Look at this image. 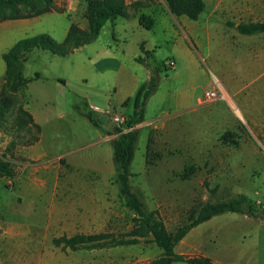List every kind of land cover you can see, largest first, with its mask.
<instances>
[{"label":"rangeland","instance_id":"rangeland-1","mask_svg":"<svg viewBox=\"0 0 264 264\" xmlns=\"http://www.w3.org/2000/svg\"><path fill=\"white\" fill-rule=\"evenodd\" d=\"M133 1L126 0L127 4ZM252 1L255 0H203L199 24H211L212 56H216L218 63H227V66H216L215 69L223 70L234 92L233 95L228 93L232 105L219 102L220 123L216 130L209 129L210 101H206L200 105L196 116L199 119L198 125L195 124L198 127L195 132L199 137L198 146L194 149L186 146L159 151L151 149L159 156L149 155L146 161L149 120L158 110L159 95L153 93L146 101L145 123L138 129L129 184L133 191H140L148 211H159L169 232L188 223L209 199L203 182H207L209 188L217 187L211 201L226 200L242 193L264 204V34L239 37L226 25L228 22L264 20V0H258L263 4L262 11L254 13L247 9L244 18H236L231 13L230 7ZM141 2V11L154 14L153 28L142 32L155 47L152 58L164 79L172 72V68L165 66L172 45L166 41V24L170 26L171 22L169 17L160 14L167 7L163 0ZM55 3L64 10L63 13L50 12L28 19L0 22V90L4 82V57L16 42L39 34H47L56 42H62L71 23L86 28L83 18L85 0H55ZM243 9L236 10L241 12ZM127 10L137 14L140 9ZM207 17L210 18L207 20ZM116 22L119 31H113L107 21L96 40L66 56L35 49L21 57L20 73L28 82L39 74L46 84L58 83L54 94L59 120L54 127L46 128L42 143L34 149L44 153V157L28 158L26 149L35 143L39 131L29 124L16 123L17 107L26 97L32 98L36 92L35 85L31 83L27 89L8 95L10 106L0 125V159L11 163L12 172L7 176L0 175V264H149L161 254V249L149 241L77 251L62 249L52 242L55 238L74 234L107 232L124 235L133 224V212L118 196L111 142L86 146L88 139H96L94 127L80 118L82 124L91 128L92 132L88 134L84 126L76 120L72 122L70 116L76 113L77 106L83 107L79 98L81 94L95 91L88 88L82 77L93 80L92 74L97 72L95 69L90 71L93 64L88 59L97 61L95 54L102 47L115 50L125 71L128 72L133 64L131 55L136 51L134 42L139 39L138 33L121 31L120 24H127L126 20L118 18ZM119 33L125 38L122 39ZM217 37L218 43L215 42ZM187 45L195 52L199 68L207 75V82L200 90L203 97L204 92L214 86L215 76L222 81L223 77L201 61L206 45L198 43L195 47L190 42ZM179 61L175 68L181 71L183 60ZM151 71L153 69L150 68ZM115 84L116 93L110 87V93H99L101 99H110L116 114H129L132 106L122 107L120 104L128 90L122 80ZM169 84L166 81L163 92ZM94 85L98 87L101 84L96 82ZM43 104L33 97L30 107L40 110ZM45 105L48 106L47 103ZM98 114L94 113L96 119L100 117L102 128L99 130L106 133L115 123ZM58 155L65 157L55 158ZM190 166L195 167L196 172L187 180L181 179L183 169ZM236 216V213H225L212 217L210 222L201 223L186 234L174 252H181L179 255L184 256L203 253L222 261L226 258L233 264H264V224L258 229L257 225L239 228L227 221ZM149 239L148 236L145 240Z\"/></svg>","mask_w":264,"mask_h":264},{"label":"trees","instance_id":"trees-1","mask_svg":"<svg viewBox=\"0 0 264 264\" xmlns=\"http://www.w3.org/2000/svg\"><path fill=\"white\" fill-rule=\"evenodd\" d=\"M167 10L174 16H184L191 21L198 19L204 9L203 0H163ZM139 10L137 13L138 24L146 30H150L154 25V18L141 11L143 2L135 0L127 4L126 0H85L83 18L86 21V28L82 29L71 23L66 36L62 42H56L47 34H39L25 38L16 42L6 53L4 82L0 90V125L5 120V114L10 104L8 95L24 90L28 79L20 73L21 57L26 52L32 50L48 51L53 55L66 56L73 50L94 41L107 21L113 22L117 17L128 18L130 14L127 9ZM63 13L62 8L56 6L55 0H0V22L10 20L28 19L40 16L45 13ZM229 27L241 35H256L264 33V21H249L246 23L228 22ZM143 57H136L135 61L149 67V52L140 45ZM151 68V67H150ZM152 69V68H151ZM35 74L34 78H39ZM159 79L152 74L146 83L138 86L134 95L126 100L132 106L131 114L126 116L124 127H114L111 161L115 173V181L118 184V196L122 199L125 207L133 212L132 227L124 235H115L107 232L93 234H74L72 236H61L53 239L55 246L62 249L77 251L81 249H104L119 246L137 245L144 242L154 243L161 249V254L152 259L149 264H213L211 259L202 255L184 256L174 252L175 246L194 227L210 220L212 217L225 213H236L247 216L255 220L264 221V204L252 200L245 194L235 196L221 201H211L217 191V187L209 188L207 182L203 185L209 193V199L205 201L194 217L189 222L177 227L173 232H169L159 214L158 210L148 211L140 191H133L129 184L132 176L130 166L134 157L136 142L138 138L137 125L144 120V107L147 99L155 92ZM94 126L97 123L92 119L90 112L82 114ZM16 123H26L39 127L33 122L31 115L23 109L22 105L17 107ZM124 129V130H123ZM229 135V134H228ZM150 138L146 145L145 158L147 156L157 158V153L150 151ZM12 172V165L7 160L0 159V175L7 176ZM196 172L193 166L185 167L180 174L181 179L187 180ZM149 240H145L147 237Z\"/></svg>","mask_w":264,"mask_h":264},{"label":"crops","instance_id":"crops-1","mask_svg":"<svg viewBox=\"0 0 264 264\" xmlns=\"http://www.w3.org/2000/svg\"><path fill=\"white\" fill-rule=\"evenodd\" d=\"M241 7H243L244 9L241 10V12H238V10L236 9H240ZM262 8H263L262 2L255 0L249 2L248 4L236 5L234 6V8L230 7L231 9L230 11L234 17L244 18L247 9H249V11L251 12L256 13V11H262L263 10ZM160 14L169 17L171 22L170 26L166 24V31L168 33L166 36V41L171 42L172 44L168 58L172 59L175 62L174 66L172 67L171 74L167 75L164 79H162L160 76L158 70V64H156L152 58L153 48L155 47L151 39L147 36V34H144L142 32L145 30L138 24L137 14H130L128 18L117 17L113 22H110L113 31H119L120 30V28H118L119 24L116 21L118 18H122L126 20L128 23L120 24L121 31L125 33L127 31H130L132 33L133 32L138 33L139 39L135 40L134 42L136 51H133V54L131 55V60L133 64L131 65V68L128 69V72L124 70L125 69L123 68L124 64L121 61V58L117 57L115 50L109 48L108 46L107 47L104 46L101 48L100 52H96L95 58L97 57V61L92 62L91 58L88 59L89 60L88 62L93 64V65L91 64L92 68H90V71L93 72V69H95V71L97 72V74H92V76L96 79L93 78L92 81H90L88 77H82V79L87 84L88 88L93 89L95 91L84 92L83 94H81L79 98L81 100V104L83 107L77 106L76 113L75 114L70 113L71 121L72 122H74V120L78 121L80 125L84 126L83 129L86 130L88 134L92 132L91 128L87 127L85 124H82L80 118H83L86 121V123H88V125H91L95 129L96 139L95 140L88 139L86 146H90L92 144H100L105 141H109L112 143L113 139L116 138V134L113 133V128L115 127V125L111 130H108L106 133L101 132L103 130L101 131L99 130V128H102L99 125L100 117L96 119L94 113L98 114L99 110L106 108L111 109L113 112H115V107H113V105L110 104L111 102L110 99L108 101H103L99 93L102 92L110 93V90L108 88L112 87L111 91L115 94L116 93L115 82L118 83L120 80H122V83L125 84V88L126 90H128V93L120 99V104L122 105V107L129 106L131 105L130 103L123 105L124 102L130 99L134 95L136 89L139 86L138 85L139 82L146 83L149 80L150 76L152 75L150 74L149 68L147 66L135 61L136 57H143V54L140 51V45H142L145 51L149 52V57H148L149 67L153 69V74H155L159 79L157 88L154 92L156 96L159 95L158 96L159 107L154 117L150 118L149 120L150 130L148 132V136L151 140L150 151L151 149L153 151H159L160 149L176 148L179 146L181 147L186 146L189 147L190 149H194L195 146H198L199 137L198 135L196 136L195 133L198 127H196L195 124L198 125L199 119H197L196 116H198V109L200 105L207 103L200 95V90L202 86L207 82V75L203 71V69L199 68L200 62L195 52L187 45V42H190V44H192L195 47L198 45V43H202L206 45L207 47L205 48V50L202 48V52L204 50L205 55H203L202 53V56L200 58L201 61L206 63L210 70L214 71L215 73H218L219 76L222 75L223 77V81H222L220 78L214 75L215 78L221 82L226 99L225 100L219 99L208 102L210 109L209 129H211V131L216 130L218 123H220L219 113L217 109L219 106V102L223 101L228 105L233 104L232 98L230 97L229 94L233 95L234 92L232 93V90L229 86V81H227L226 76L223 74V70L215 69L216 66H227V63L226 62L218 63L216 56L215 58H213L212 56L213 54L210 48V44L212 40H211V34L209 33L212 30L211 24H209L208 22H205L202 25L199 24V19L201 15L198 17L197 20L191 21L184 16L176 17L172 15L167 9L161 11ZM151 16L154 18L153 13H151ZM209 18L210 17H207L206 19L208 20ZM254 18H256V16H254ZM254 21H258V20H254ZM233 23L236 26L239 23H246V22H233ZM154 24H155V19H154ZM231 28L238 36L241 35L237 33L233 27ZM261 34H256L251 36L244 35V36L253 37ZM118 35L122 39L125 38L122 37L120 33ZM218 38L219 37L216 38L215 41L216 43L219 42ZM84 46L86 45H83L79 48L83 49ZM179 60H183L182 61L183 66L181 71L175 68L178 67L180 63ZM157 73L159 75H157ZM166 81H169L170 84L169 87L165 88V92H163V89L165 87L163 85H165ZM96 82L100 83L101 85L95 87L94 84H96ZM31 83H34L36 92L34 95H32L31 99H28L26 97L25 101L22 103V107L31 115L33 122L39 127V135L35 143L31 145L28 149H26L27 151L26 153L28 158H43L44 153H38L34 149L42 143L43 135L44 132L46 131V128L48 126L54 127L58 123L59 114L57 111L56 94H54L57 89L58 83L46 84L45 81H43L42 78L39 77L35 80L29 81L25 89H27V87ZM104 83H106L107 85H104ZM107 89L108 92L106 91ZM240 91H242V88L240 89ZM33 97H36L37 99L41 100L42 103H44L43 106L40 108V110L32 109L30 107ZM45 103H47L48 106H46ZM87 112H90L92 119L97 123V126H94L91 122L88 121V119H86L82 115L83 113H87ZM130 114L131 112L126 115L125 114L124 115L121 114V115L126 118V116ZM98 115L109 117V119L111 120V116L109 115H105L101 113H99ZM61 122L65 123V121H61ZM144 123H145V118L143 122L137 125V129H139V127ZM97 129L100 132L96 131ZM145 152H146V147H145ZM63 157L65 156L58 155L55 158H63ZM256 201L260 202L259 200ZM236 215H238L236 216V218H231L230 220L227 221L229 224L239 228L243 226L252 227L257 225V229H258L262 227V225L264 224V221L261 220L248 218L247 216L242 214H236ZM210 221H212V219L208 220L207 222ZM192 229H195V227ZM178 254H182V253L179 252ZM195 255L206 256L211 259L213 264H233L224 257L223 258L225 260L223 259L222 261L220 259H214V257L207 256L203 253H197Z\"/></svg>","mask_w":264,"mask_h":264},{"label":"built area","instance_id":"built-area-1","mask_svg":"<svg viewBox=\"0 0 264 264\" xmlns=\"http://www.w3.org/2000/svg\"><path fill=\"white\" fill-rule=\"evenodd\" d=\"M174 64L175 62L172 59H167L165 66L167 68H172ZM203 99L205 101L226 99L222 84L218 79H216V81L214 82V86L211 89L204 92ZM99 113L111 116V120L115 123L116 127H122L125 124L126 118L122 115L116 114L111 109H101L99 110Z\"/></svg>","mask_w":264,"mask_h":264},{"label":"water","instance_id":"water-1","mask_svg":"<svg viewBox=\"0 0 264 264\" xmlns=\"http://www.w3.org/2000/svg\"><path fill=\"white\" fill-rule=\"evenodd\" d=\"M150 69V67H148ZM150 74H153V71L150 72Z\"/></svg>","mask_w":264,"mask_h":264}]
</instances>
